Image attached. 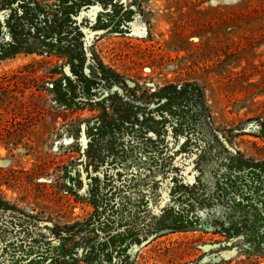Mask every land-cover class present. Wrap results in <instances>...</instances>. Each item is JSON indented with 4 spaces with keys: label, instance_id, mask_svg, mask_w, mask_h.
I'll return each instance as SVG.
<instances>
[{
    "label": "rangeland",
    "instance_id": "obj_1",
    "mask_svg": "<svg viewBox=\"0 0 264 264\" xmlns=\"http://www.w3.org/2000/svg\"><path fill=\"white\" fill-rule=\"evenodd\" d=\"M0 264H264V0H0Z\"/></svg>",
    "mask_w": 264,
    "mask_h": 264
}]
</instances>
